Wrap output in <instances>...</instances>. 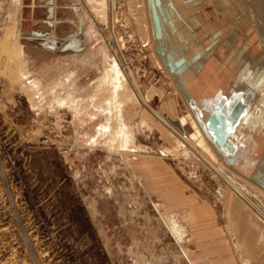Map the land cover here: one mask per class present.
<instances>
[{"label":"rangeland","instance_id":"1","mask_svg":"<svg viewBox=\"0 0 264 264\" xmlns=\"http://www.w3.org/2000/svg\"><path fill=\"white\" fill-rule=\"evenodd\" d=\"M117 1L116 44L123 59L130 56L146 104L134 100L126 76L118 89L104 84L94 107L78 108L54 101L43 86L23 85V0H0V264H245L241 230L228 225L217 192L260 213L264 193L222 161L217 167L226 170L214 171L154 117L150 110L168 114L161 104L181 95L142 38L145 20L139 16L135 22L130 0ZM107 11L108 4L99 14L106 22L96 21L95 27L111 65ZM127 35L134 38L132 48ZM151 86L159 97L149 106L145 91ZM115 96L123 105L137 104L122 106V120L114 116L120 107L109 108L111 116L104 110L106 99ZM179 120L194 144L192 127L184 116ZM120 125L124 133L117 136Z\"/></svg>","mask_w":264,"mask_h":264},{"label":"crops","instance_id":"2","mask_svg":"<svg viewBox=\"0 0 264 264\" xmlns=\"http://www.w3.org/2000/svg\"><path fill=\"white\" fill-rule=\"evenodd\" d=\"M45 1L23 0V85L33 90L43 86L52 91L48 95L54 101L62 99L66 105L94 107L104 84L114 90L109 72L113 61L107 65L110 57L95 27L96 21L106 22L99 14L108 0H53L51 21L45 20ZM129 6L135 22L139 16L145 20L142 38L173 76L181 95L170 106L161 104L168 114L158 111L173 119L191 112L217 158L264 193V0H130ZM38 23L39 29L34 27ZM37 30L47 31L48 38L60 39L67 48L62 50L61 43L48 48L25 33ZM93 73L100 75L91 80ZM183 75L190 76L189 87ZM148 88L151 106L159 92ZM121 100L106 99L104 109L111 116L109 108L120 107L114 115L120 120L125 105L137 106ZM146 119L148 125L154 123L149 113ZM105 128L100 125L98 131L104 133ZM217 194L228 225L241 230L245 264H264V217L224 190Z\"/></svg>","mask_w":264,"mask_h":264},{"label":"bare ground","instance_id":"3","mask_svg":"<svg viewBox=\"0 0 264 264\" xmlns=\"http://www.w3.org/2000/svg\"><path fill=\"white\" fill-rule=\"evenodd\" d=\"M54 4V2H53ZM108 7H109V19H107V21H109V23L107 24L106 28L110 31V36H113V43L112 42H107V44L109 45V47L114 50V58H113V65L110 67L109 66V72L112 73V78H113V83H112V87L114 89L120 88L122 82L124 81V79L126 78V76L130 79V82L132 84V87L134 89L135 95L133 96L134 100L137 102H141L142 104H146V100L142 97L143 95L141 94V90L139 88V86L137 85V83L135 82L132 74H131V70L129 68L128 65H126L125 63V57L123 59V53L121 52V48L119 46H117L116 44V36L114 33V28H115V23H116V19L117 17L115 16L116 14V8H117V0H108ZM105 25V24H104ZM102 31V30H101ZM23 32V31H22ZM31 32V31H29ZM51 33V32H50ZM103 35V34H102ZM23 36V34H22ZM49 36V35H48ZM33 37V36H32ZM36 38V37H35ZM60 40V39H59ZM19 54L22 53V50L19 49L17 51ZM109 74V73H108ZM190 77L188 75H183V80L185 85H188L191 83V80H187L186 78ZM111 81V79H110ZM189 87V85H188ZM192 94L195 95V90H189ZM40 92V91H39ZM60 99V98H59ZM62 100V99H61ZM172 102L168 101L167 104L170 106ZM117 108V107H116ZM172 110H174L172 108ZM151 113L154 115V117H156L164 126H166V128L169 130V132H171L172 136L174 137V139H176L178 141V143L180 142L181 145L184 148H191L195 153H197L200 157V159H202L207 165L211 166L213 168L214 171L222 174L221 171L226 170L223 167H217V165H219L221 162L220 160L217 158V156L215 155V153L213 152V150L211 149V147L209 146V144L207 143L205 136L203 135L202 131L200 130L198 123H196V121L194 120L191 112H187L186 115L184 116V119L188 122V124H190V126L193 129V137L195 138L194 144H191L187 138L184 136L185 131L184 128L181 124V121L179 119H173L171 117H166L164 115L159 114L158 112L154 111V110H150ZM173 112V111H172ZM167 118H170L171 120H178L179 125L182 129L178 130V128H176L174 125H172ZM110 131V130H109ZM114 131V130H113ZM124 131V127L123 125L120 127H118L117 129V136H121V133ZM112 132V131H111ZM115 133V132H114ZM124 133V132H123ZM184 133V134H183ZM115 134V135H116ZM113 136V135H112ZM186 150V149H185ZM189 150V149H188ZM183 151V150H182ZM228 169V167H227ZM229 183L232 187H234V184L232 181L229 180ZM235 183V182H234ZM237 185V186H236ZM235 187L238 188H243V186H241L240 184L236 183ZM244 189V188H243ZM242 189V190H243ZM239 191V190H238ZM245 193H247L248 191H246L245 189L243 190ZM248 195H251L249 193H247ZM239 196H242V194H239ZM246 200V199H245ZM248 202H250L252 204V202L247 198ZM250 204V205H251ZM261 204L263 205V203L261 202ZM254 206V204H252ZM251 205V206H252ZM252 206V207H253ZM254 211L257 214H260L264 217L263 213H260L256 208H254Z\"/></svg>","mask_w":264,"mask_h":264},{"label":"water","instance_id":"4","mask_svg":"<svg viewBox=\"0 0 264 264\" xmlns=\"http://www.w3.org/2000/svg\"><path fill=\"white\" fill-rule=\"evenodd\" d=\"M45 6H47L46 11L48 12V15L46 16L45 20L51 21L53 19V0H46ZM47 25L51 27V24L47 22ZM28 35H31L33 37H36V39H39L42 44L46 45L48 48H51L53 45H56L58 43H61V49L65 50L67 48V45H65V42H60L58 38H48L49 33L47 31H27L25 32ZM167 120L174 125L178 130H181V127L179 125L178 120H171L170 118H167Z\"/></svg>","mask_w":264,"mask_h":264},{"label":"built area","instance_id":"5","mask_svg":"<svg viewBox=\"0 0 264 264\" xmlns=\"http://www.w3.org/2000/svg\"><path fill=\"white\" fill-rule=\"evenodd\" d=\"M121 27L123 28V30H126V27L125 26H123V25H121ZM128 37H127V39H128V41H127V43H128V45H130V48H132L133 47V44H134V38H131L132 37V35H127ZM112 38V37H111ZM113 41V40H112ZM122 41H123V39H122ZM122 52H123V50H122ZM123 54H124V52H123ZM125 56V55H124ZM129 62H130V56L129 55H127V56H125V63H126V65H128L129 66ZM2 100H3V98H2V96L0 95V103L2 102ZM48 142V138L47 137H44L43 139H42V143H47Z\"/></svg>","mask_w":264,"mask_h":264},{"label":"flooded vegetation","instance_id":"6","mask_svg":"<svg viewBox=\"0 0 264 264\" xmlns=\"http://www.w3.org/2000/svg\"><path fill=\"white\" fill-rule=\"evenodd\" d=\"M32 37V36H31ZM32 38H35V37H32Z\"/></svg>","mask_w":264,"mask_h":264}]
</instances>
